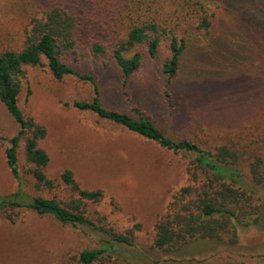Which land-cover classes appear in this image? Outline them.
Wrapping results in <instances>:
<instances>
[{
  "label": "rangeland",
  "instance_id": "rangeland-1",
  "mask_svg": "<svg viewBox=\"0 0 264 264\" xmlns=\"http://www.w3.org/2000/svg\"><path fill=\"white\" fill-rule=\"evenodd\" d=\"M31 4L29 0H0V49L21 46ZM163 4L166 11L174 9L171 0ZM184 6H190V14L188 21L179 17L177 34L185 38L186 47L178 80L170 90L172 110L161 91V65L170 53L169 41L163 36L155 57L148 55L146 44L134 47L142 53V60L129 79L128 97L122 93L121 71L111 47L94 56L82 44L64 60L93 75L106 108L134 115L131 106L136 105L169 136H188L206 148L227 145L235 151L239 157L236 167L253 185L251 202L259 207L258 222L235 224V240L226 233L220 239L191 242L177 251L152 248L154 222L172 193L189 183L187 164L193 155L164 149L121 124L76 108L74 100L93 97L92 84L74 75L54 78L45 60L42 65L25 66L18 105L25 118L46 129L38 146L49 156L43 170L55 186L35 188L32 164L26 160L21 140L17 157L23 188L31 195L55 196L66 204L77 197L60 180V173L69 169L82 188L101 189L103 199L86 205L89 218L96 216L97 222L98 217H105V223L116 230L140 224L137 246L124 250L129 261L264 264V178L254 184L248 174L250 163H256L264 177V0H186ZM99 8L96 4L95 16ZM195 11L207 15V29L196 27ZM18 129L0 102V195L16 190L5 148ZM15 212L14 221L0 212V264H82L78 253L99 247L100 236L88 226L62 224L51 215L22 208Z\"/></svg>",
  "mask_w": 264,
  "mask_h": 264
},
{
  "label": "trees",
  "instance_id": "trees-1",
  "mask_svg": "<svg viewBox=\"0 0 264 264\" xmlns=\"http://www.w3.org/2000/svg\"><path fill=\"white\" fill-rule=\"evenodd\" d=\"M29 1L32 10L23 29L21 46L18 49H0V102L19 126L5 148L8 167L17 182L15 191L0 195V212L5 218L14 221L15 210L22 208L40 215H51L62 224L88 226L100 236V244L97 248L81 250L77 255L79 262L140 264L127 260L124 252L137 246L139 223L125 230H116L105 223V217H98L97 222L96 216L95 220L88 217L86 205L103 199L101 189L82 188L69 169L60 173V180L77 197L66 204L55 196L31 195L23 188L17 157L21 140L26 160L32 164L30 170L35 188L52 189L55 186V181L47 177L43 170L49 156L38 146V140L45 136L46 129L32 118H25L18 105L22 80L26 76L25 66L42 65L45 60L54 78L74 75L92 84L93 97L90 100H74L76 108L121 124L164 149L193 155L187 164L189 183L172 193L164 212L154 222L152 248L177 251L191 242L220 239L226 233H231L230 240H235V224L249 226L258 222L259 207L251 202L254 190L250 188L253 185L236 167L239 157L235 151L227 145L206 148L188 136H169L154 124L146 111L136 105L131 106L134 115L106 108L100 101L99 86L93 75L81 72L64 60L67 54L75 53L82 44L87 45L94 56L103 55L106 48L111 47L112 57L121 71L122 93L128 97L129 79L142 60V53L133 50L134 47L146 44L148 55L155 57L160 36H163L169 41L170 53L161 65V91L172 110L170 90L176 78L178 80L181 56L186 47L185 38L177 34L180 19L188 21L189 18L190 6H184L186 0H171L174 5L171 11L165 10L163 0ZM96 4L100 5L97 16ZM177 12L181 15H176ZM194 20L197 28L207 29L210 25L207 15H200L197 11ZM96 28L99 30L95 32ZM255 165L250 163L248 169L254 184L264 178L259 166Z\"/></svg>",
  "mask_w": 264,
  "mask_h": 264
}]
</instances>
